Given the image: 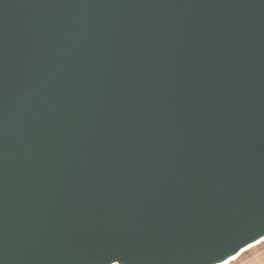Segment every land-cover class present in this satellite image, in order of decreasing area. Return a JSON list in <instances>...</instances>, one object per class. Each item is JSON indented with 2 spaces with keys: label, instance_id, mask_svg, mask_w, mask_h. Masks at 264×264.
Returning <instances> with one entry per match:
<instances>
[{
  "label": "water",
  "instance_id": "water-1",
  "mask_svg": "<svg viewBox=\"0 0 264 264\" xmlns=\"http://www.w3.org/2000/svg\"><path fill=\"white\" fill-rule=\"evenodd\" d=\"M263 240L264 0H0V264Z\"/></svg>",
  "mask_w": 264,
  "mask_h": 264
},
{
  "label": "rangeland",
  "instance_id": "rangeland-1",
  "mask_svg": "<svg viewBox=\"0 0 264 264\" xmlns=\"http://www.w3.org/2000/svg\"><path fill=\"white\" fill-rule=\"evenodd\" d=\"M228 264H264V240L249 248Z\"/></svg>",
  "mask_w": 264,
  "mask_h": 264
},
{
  "label": "snow or ice",
  "instance_id": "snow-or-ice-1",
  "mask_svg": "<svg viewBox=\"0 0 264 264\" xmlns=\"http://www.w3.org/2000/svg\"><path fill=\"white\" fill-rule=\"evenodd\" d=\"M111 264H122V262L118 257H115L112 259Z\"/></svg>",
  "mask_w": 264,
  "mask_h": 264
},
{
  "label": "bare ground",
  "instance_id": "bare-ground-1",
  "mask_svg": "<svg viewBox=\"0 0 264 264\" xmlns=\"http://www.w3.org/2000/svg\"><path fill=\"white\" fill-rule=\"evenodd\" d=\"M259 244V243H258ZM257 245V244H256ZM233 261V260H232ZM231 261H229L228 263H230ZM228 263H225V264H228Z\"/></svg>",
  "mask_w": 264,
  "mask_h": 264
}]
</instances>
